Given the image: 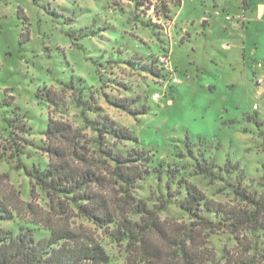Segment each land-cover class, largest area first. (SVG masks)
Returning <instances> with one entry per match:
<instances>
[{
	"label": "rangeland",
	"instance_id": "1",
	"mask_svg": "<svg viewBox=\"0 0 264 264\" xmlns=\"http://www.w3.org/2000/svg\"><path fill=\"white\" fill-rule=\"evenodd\" d=\"M138 1L0 0V199L13 214L0 227L31 228L36 238L46 227L72 229L101 244L109 264H149L115 224L99 227L64 199L51 204L22 167L48 164V119L77 128L96 148L82 110L137 137L117 142L109 131L103 141L149 158L133 196L160 209L169 234L191 220L180 207L186 184L241 210L247 204L230 184L264 196V0ZM207 232L196 230L195 244L209 264H239L256 241L264 249L263 232ZM153 239L163 257L153 264H174L169 244Z\"/></svg>",
	"mask_w": 264,
	"mask_h": 264
},
{
	"label": "trees",
	"instance_id": "2",
	"mask_svg": "<svg viewBox=\"0 0 264 264\" xmlns=\"http://www.w3.org/2000/svg\"><path fill=\"white\" fill-rule=\"evenodd\" d=\"M135 2L143 5L138 0ZM162 65L154 67L155 74L161 75ZM167 79L170 80V77ZM47 96L52 99L48 93ZM112 104L123 106L119 102ZM82 115L85 123L96 132V148L91 149L88 142L82 140L84 136L77 128L48 119L44 130L48 141L45 148L48 164L42 169L22 166L34 183L46 192L51 204H60V200L64 199L66 205L72 206L79 215L99 227L115 224L114 233L119 239L137 245L149 264L163 258L155 245L154 235L169 244L170 252L167 253H172V258L176 260L174 264H209L212 258L203 260L199 245L195 244L196 230L209 233L223 228L235 235L243 230H249L254 235L264 233V196L256 197L240 185L230 184L233 193L247 204V208L241 210L214 202L194 185L186 184V195L180 207L191 220L179 235L169 234L162 228L160 209L150 208L145 201L133 196L135 184L151 171L149 158L142 150L125 153L103 141L109 131L117 142L136 141L137 137L107 115L97 120H90L85 110H82ZM259 134L264 139V134ZM229 168L228 165L227 170ZM200 169L214 177L211 170ZM207 212L219 219L213 220L206 215ZM130 214L138 215L139 221L133 220ZM12 215L0 199V222L12 220ZM45 229L48 234L36 238L31 228H20L15 232L11 228L0 227V264H109V255L98 242L82 240L72 229ZM251 251L252 255L249 254ZM243 257L239 264H264V249H260L256 241L254 246H248Z\"/></svg>",
	"mask_w": 264,
	"mask_h": 264
},
{
	"label": "built area",
	"instance_id": "3",
	"mask_svg": "<svg viewBox=\"0 0 264 264\" xmlns=\"http://www.w3.org/2000/svg\"><path fill=\"white\" fill-rule=\"evenodd\" d=\"M167 61V60H166ZM162 63V62H161ZM173 70V69H172ZM171 75H170V80H174V81H177L178 79L175 77V76H172V72L170 71L169 72ZM258 81H260V79H258Z\"/></svg>",
	"mask_w": 264,
	"mask_h": 264
},
{
	"label": "crops",
	"instance_id": "4",
	"mask_svg": "<svg viewBox=\"0 0 264 264\" xmlns=\"http://www.w3.org/2000/svg\"><path fill=\"white\" fill-rule=\"evenodd\" d=\"M262 7V9L264 10V5L263 6H261Z\"/></svg>",
	"mask_w": 264,
	"mask_h": 264
}]
</instances>
